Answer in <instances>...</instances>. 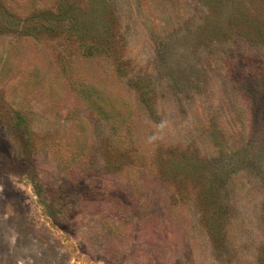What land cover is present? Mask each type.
I'll return each mask as SVG.
<instances>
[{
    "label": "rangeland",
    "instance_id": "1",
    "mask_svg": "<svg viewBox=\"0 0 264 264\" xmlns=\"http://www.w3.org/2000/svg\"><path fill=\"white\" fill-rule=\"evenodd\" d=\"M0 264H264V0H0Z\"/></svg>",
    "mask_w": 264,
    "mask_h": 264
}]
</instances>
